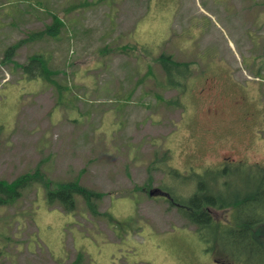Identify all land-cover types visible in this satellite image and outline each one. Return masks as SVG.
<instances>
[{
    "label": "rangeland",
    "instance_id": "374dc122",
    "mask_svg": "<svg viewBox=\"0 0 264 264\" xmlns=\"http://www.w3.org/2000/svg\"><path fill=\"white\" fill-rule=\"evenodd\" d=\"M53 14L56 37L6 56ZM161 54L187 77L169 80ZM32 55L57 84L21 71ZM225 160L237 191L250 183L242 165L264 166V0H0V180L38 170L47 185L29 181L0 205V264H70L78 252L81 264H237L163 188L162 167L222 171ZM73 179L102 194L97 215L80 195L73 211L48 205L46 188ZM211 211L230 222L231 208Z\"/></svg>",
    "mask_w": 264,
    "mask_h": 264
},
{
    "label": "trees",
    "instance_id": "16d2710c",
    "mask_svg": "<svg viewBox=\"0 0 264 264\" xmlns=\"http://www.w3.org/2000/svg\"><path fill=\"white\" fill-rule=\"evenodd\" d=\"M63 26V19L53 14L51 22L43 29L32 31L26 38L8 46L5 51L6 56H10L21 43L40 39L46 35L56 37ZM155 60L162 66L169 80L172 79L174 71H178L182 78L188 75V72H181L182 66L186 68L185 62L174 60L170 54H161ZM44 61L42 57L32 55L26 63L17 65L29 77H41L49 83L57 84L53 77L55 71L49 69ZM167 85L179 88L181 86L177 82L167 83ZM160 157L161 159L156 160L159 161L158 165H161V162L164 164L166 158L164 154ZM156 161L153 162V166L156 165ZM225 163L222 164L224 165L222 171L215 166L206 167L201 171L192 169L187 174H182L176 168L162 167L164 175L167 176V182L163 185L168 194L166 199L170 205L177 207L179 213L190 224L194 225V231L201 241L210 246L215 243L221 245L228 252L227 256L224 255L226 260L230 258L237 264H264V227L262 226L264 224V166L257 163L242 165L239 173L247 175L250 183L237 191L234 187L236 185H233L229 179L235 168L227 167ZM35 172L32 177L22 176L23 180L15 179L11 183L0 180V205L12 203L20 194V187L29 181L43 182L47 187L42 177L38 176L39 171ZM175 179L183 182L185 186L175 183ZM213 182L222 186L217 192L209 191ZM187 185L195 190L187 193L189 190ZM76 195L81 196L90 212L95 215L99 213L95 199L100 198L102 194L81 186L78 179L59 182L53 189L46 188L48 205H59L64 211L75 209ZM224 207L232 209L231 219L228 224L219 227L214 222L211 210ZM81 257V253L78 252L75 260L70 264H81Z\"/></svg>",
    "mask_w": 264,
    "mask_h": 264
},
{
    "label": "water",
    "instance_id": "95a60500",
    "mask_svg": "<svg viewBox=\"0 0 264 264\" xmlns=\"http://www.w3.org/2000/svg\"><path fill=\"white\" fill-rule=\"evenodd\" d=\"M149 193H150V194H154V191H153V190H151Z\"/></svg>",
    "mask_w": 264,
    "mask_h": 264
},
{
    "label": "flooded vegetation",
    "instance_id": "af4514ba",
    "mask_svg": "<svg viewBox=\"0 0 264 264\" xmlns=\"http://www.w3.org/2000/svg\"><path fill=\"white\" fill-rule=\"evenodd\" d=\"M223 163V162H222Z\"/></svg>",
    "mask_w": 264,
    "mask_h": 264
}]
</instances>
